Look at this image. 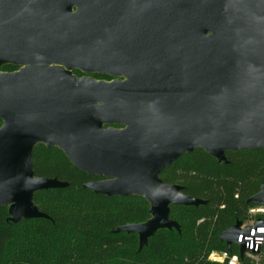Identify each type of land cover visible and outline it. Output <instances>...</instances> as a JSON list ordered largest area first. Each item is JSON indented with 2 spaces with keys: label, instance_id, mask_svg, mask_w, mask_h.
<instances>
[{
  "label": "water",
  "instance_id": "1",
  "mask_svg": "<svg viewBox=\"0 0 264 264\" xmlns=\"http://www.w3.org/2000/svg\"><path fill=\"white\" fill-rule=\"evenodd\" d=\"M5 65L19 68L0 72V207L14 224L48 219L35 194L69 186L35 176L38 145L102 179L84 189L149 203L148 221L115 231L140 251L180 233L171 206L206 204L164 183L166 168L196 149L220 165L264 150V0H0ZM247 203L264 206V185ZM241 225L220 235L227 250Z\"/></svg>",
  "mask_w": 264,
  "mask_h": 264
},
{
  "label": "trees",
  "instance_id": "2",
  "mask_svg": "<svg viewBox=\"0 0 264 264\" xmlns=\"http://www.w3.org/2000/svg\"><path fill=\"white\" fill-rule=\"evenodd\" d=\"M15 70L13 65L0 68ZM226 159L228 164L220 165L196 149L162 172L164 183L180 185L183 194L206 204L171 206L170 219L180 233L161 230L140 251L136 235L115 231L148 221L149 203L84 189L100 178L76 168L58 148L38 145L32 154L35 176L69 186L35 194V205L48 219L14 224L8 208L0 207V264H221L209 261V255L227 250L220 235L250 218L255 206L247 201L264 185V150L228 152ZM238 264L251 263L241 257Z\"/></svg>",
  "mask_w": 264,
  "mask_h": 264
},
{
  "label": "built area",
  "instance_id": "3",
  "mask_svg": "<svg viewBox=\"0 0 264 264\" xmlns=\"http://www.w3.org/2000/svg\"><path fill=\"white\" fill-rule=\"evenodd\" d=\"M254 208L256 210H250L253 218L250 216L249 223L242 222L237 243L232 245L231 250L212 252L209 255V261L221 264H238L243 257L251 264H264V225H258L259 222H264V206H255ZM248 230L249 234H246ZM242 247H244L243 256L240 254ZM235 248L237 249L235 250Z\"/></svg>",
  "mask_w": 264,
  "mask_h": 264
},
{
  "label": "flooded vegetation",
  "instance_id": "4",
  "mask_svg": "<svg viewBox=\"0 0 264 264\" xmlns=\"http://www.w3.org/2000/svg\"><path fill=\"white\" fill-rule=\"evenodd\" d=\"M19 70V68H17V70H15L14 72H16V71H18ZM12 73V72H11ZM74 75H76V76H78V77H84L85 75L83 74V73H81V72H79V71H75L74 72ZM93 78H95V79H97L95 76H97V75H91ZM98 76H100V75H98ZM116 79H118V78H111V77H108V76H101V79L100 80H105V81H111V80H116ZM97 80H99V79H97ZM100 180H102V179H100Z\"/></svg>",
  "mask_w": 264,
  "mask_h": 264
},
{
  "label": "rangeland",
  "instance_id": "5",
  "mask_svg": "<svg viewBox=\"0 0 264 264\" xmlns=\"http://www.w3.org/2000/svg\"><path fill=\"white\" fill-rule=\"evenodd\" d=\"M0 72H3V71H0ZM90 77H92V76H90ZM92 78H93V77H92ZM94 79H95V78H94ZM253 209H254V210H256L255 208H253ZM253 209H252V210H253ZM248 216H249V217L251 216V217L253 218V214H252V212H251V213L249 212ZM250 219H251V218H249V219L245 220V222H244V223H245V224H248V223H249V221H250ZM252 220H253V219H252ZM236 249H237V248H235V250H236Z\"/></svg>",
  "mask_w": 264,
  "mask_h": 264
}]
</instances>
